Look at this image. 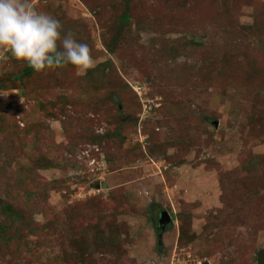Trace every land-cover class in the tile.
I'll return each instance as SVG.
<instances>
[{
    "label": "rangeland",
    "instance_id": "obj_1",
    "mask_svg": "<svg viewBox=\"0 0 264 264\" xmlns=\"http://www.w3.org/2000/svg\"><path fill=\"white\" fill-rule=\"evenodd\" d=\"M32 3L93 67L0 50V264H258L264 0Z\"/></svg>",
    "mask_w": 264,
    "mask_h": 264
},
{
    "label": "clouds",
    "instance_id": "obj_2",
    "mask_svg": "<svg viewBox=\"0 0 264 264\" xmlns=\"http://www.w3.org/2000/svg\"><path fill=\"white\" fill-rule=\"evenodd\" d=\"M62 25L38 11L32 0H0V50L35 72L73 66L78 72L93 67L87 43L71 34L61 36Z\"/></svg>",
    "mask_w": 264,
    "mask_h": 264
},
{
    "label": "water",
    "instance_id": "obj_3",
    "mask_svg": "<svg viewBox=\"0 0 264 264\" xmlns=\"http://www.w3.org/2000/svg\"><path fill=\"white\" fill-rule=\"evenodd\" d=\"M171 221H172V218H171L170 214L162 212V217L160 219V223L167 224ZM258 264H264V250L258 254Z\"/></svg>",
    "mask_w": 264,
    "mask_h": 264
},
{
    "label": "trees",
    "instance_id": "obj_4",
    "mask_svg": "<svg viewBox=\"0 0 264 264\" xmlns=\"http://www.w3.org/2000/svg\"><path fill=\"white\" fill-rule=\"evenodd\" d=\"M124 17H125V19L126 20H128L129 19V16L126 14V15H124ZM32 72H34V70L33 69H31V68H29V67H27L25 70H24V73L25 74H30V73H32ZM4 202H5V200H3ZM9 220V221H8ZM7 221H8V223H9V227L11 226V224H13V219H8Z\"/></svg>",
    "mask_w": 264,
    "mask_h": 264
}]
</instances>
